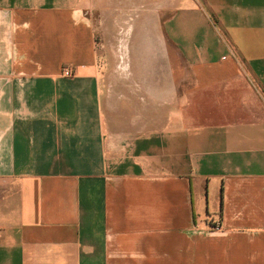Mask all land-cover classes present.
I'll return each mask as SVG.
<instances>
[{
    "label": "crops",
    "instance_id": "0c3cea01",
    "mask_svg": "<svg viewBox=\"0 0 264 264\" xmlns=\"http://www.w3.org/2000/svg\"><path fill=\"white\" fill-rule=\"evenodd\" d=\"M0 264H264V0H0Z\"/></svg>",
    "mask_w": 264,
    "mask_h": 264
},
{
    "label": "rangeland",
    "instance_id": "374dc122",
    "mask_svg": "<svg viewBox=\"0 0 264 264\" xmlns=\"http://www.w3.org/2000/svg\"><path fill=\"white\" fill-rule=\"evenodd\" d=\"M100 55H101L100 61H101L102 68H104V71L107 72V70H109V69H107L108 68V61L110 62V60L112 61L113 59H115V54L109 53V52H102ZM211 200H212V197H211Z\"/></svg>",
    "mask_w": 264,
    "mask_h": 264
},
{
    "label": "built area",
    "instance_id": "2783aa9c",
    "mask_svg": "<svg viewBox=\"0 0 264 264\" xmlns=\"http://www.w3.org/2000/svg\"><path fill=\"white\" fill-rule=\"evenodd\" d=\"M65 75H66V76H70V75H71V72H70V71H66V72H65Z\"/></svg>",
    "mask_w": 264,
    "mask_h": 264
}]
</instances>
